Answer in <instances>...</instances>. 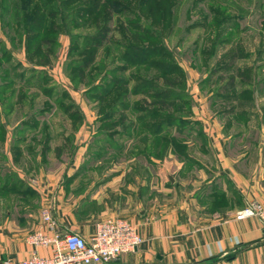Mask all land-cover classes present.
<instances>
[{
    "label": "rangeland",
    "instance_id": "rangeland-1",
    "mask_svg": "<svg viewBox=\"0 0 264 264\" xmlns=\"http://www.w3.org/2000/svg\"><path fill=\"white\" fill-rule=\"evenodd\" d=\"M44 2L47 4L43 6ZM33 8L34 11L37 10V15H42L43 19L38 22L37 28H27V23L34 14ZM211 8L218 12L213 13ZM75 9L80 13L77 16L70 15ZM121 9L125 12L119 14ZM13 10L12 15L4 14V21L2 26L0 25L3 36L14 48L11 52L6 42L3 43L12 58V67L16 66L13 71L7 73L4 80V82L12 81L11 87L0 93V97L3 98L0 101L3 105L0 115L4 117V120L0 118L2 156L0 175L5 178L9 172L16 174L20 181L18 188L21 193L17 195L20 199H25L26 202L37 200L34 184L38 180L43 182L50 177L55 180L63 178L62 172L71 160L68 142L64 150H59L65 142L61 138L64 134L77 131L84 123L86 125L83 128L86 132L108 133L110 130L121 128L119 120L136 121V116L139 114L134 113L132 109L110 119L116 120L114 124H102L96 121L103 114L108 117L107 111L114 102H117L116 98L120 92L124 90L129 92L139 84L132 77L133 74L158 82H161L162 77L165 80L176 78L175 87L182 89L184 85L187 91L190 81L194 87H197V83L208 75L209 67L215 68L227 63L235 51L242 50L244 58L234 60L232 66L226 70H218L208 83H201L199 90L203 96L202 103L206 115L200 114V116L205 120L217 117L221 126H224L223 135L226 137L239 134L241 137L237 139L239 148L243 146L245 150H249L252 139H256V132L251 131L244 124V120H251L250 117L239 115L242 109L237 105L236 100H211L209 103V97L230 76L238 77V81L242 79L245 84L254 86V91L263 87L264 84L258 81L253 71L257 66L264 65V0H33L30 5L21 6L18 13ZM82 10H91V13L84 15L85 11ZM220 21L224 26L218 28L216 25ZM140 24L146 29L143 32L139 29ZM26 29L31 36L27 47L24 41ZM104 29L108 32L109 41L95 49L94 61L87 70L83 71L82 82L75 85L76 79L74 82L70 79L75 69H67L66 63L68 60H76L91 52L94 47L85 46L86 42L93 43L92 36ZM33 35L36 39H33ZM73 36L77 41L72 43L70 38ZM229 36L232 38L231 42L220 48V41ZM48 38L52 41L47 45L39 46L43 39ZM215 38H218L216 49L220 48V50L216 51L213 57L210 55L214 51ZM159 44L163 46V52L158 57H149L150 61L163 65L176 64L180 66L179 70L176 68V72L162 75L161 72L147 69L145 65L134 67L124 61V48L129 45L149 48ZM37 47L41 48L42 52L52 53L53 57L45 68L51 83L48 85L44 82V84L54 88V92L61 96L58 104L53 98L44 101L41 98L37 101L34 99L35 87L38 85L37 77L31 81L30 87H25V82L33 76L32 70L38 69L35 63L43 61L42 52L32 58L29 57ZM69 48H74L71 54ZM243 63L247 64L249 69L242 71ZM181 70L184 71L185 77L181 75ZM1 74L3 70L0 68ZM123 79L129 80L128 83L111 88V80ZM96 84L111 88V94L103 99L102 103L95 101L100 96L99 93L91 96L86 94V90ZM31 87L35 90L31 91ZM242 87L237 82L235 91L239 92ZM147 92L153 91L149 89ZM187 93L189 94V91ZM11 95L14 102L6 106L5 100ZM56 95L54 94V97ZM171 100L167 99L165 104L170 103ZM124 102H127L131 108L145 105L147 109H162V106L147 96L145 91L141 95L129 96ZM68 104H73L74 108L69 110V113L76 111L82 119L75 121L68 113H63L62 108ZM176 104L179 112L175 110V113L188 116L190 110V120H193L191 118L193 116L194 119L196 118L192 115L191 100L189 105H184L182 99ZM45 107L48 109L40 114V110ZM163 110L172 112L171 109L163 108ZM220 111L227 113L220 115ZM32 114L37 120H31ZM136 128V132L144 133L141 125L137 124ZM185 128L180 135L171 136L175 128L170 130V133L164 134L167 145L170 144L169 137L173 138V143L180 153L187 146L188 134L197 135L201 131V128L195 124ZM15 130L19 131L15 132ZM242 137L243 141H240ZM100 142L104 148L99 158L103 159L109 147L106 146L105 141ZM160 143L158 141L153 145L150 142V149L155 153ZM179 159L184 161L182 158ZM91 163L90 165L95 164V162ZM163 180L166 191L171 183L166 176ZM17 203L14 202V206ZM9 206L13 208L11 203Z\"/></svg>",
    "mask_w": 264,
    "mask_h": 264
},
{
    "label": "crops",
    "instance_id": "crops-1",
    "mask_svg": "<svg viewBox=\"0 0 264 264\" xmlns=\"http://www.w3.org/2000/svg\"><path fill=\"white\" fill-rule=\"evenodd\" d=\"M0 42L14 50L1 31ZM244 63L241 69L247 67ZM253 73L264 84V65ZM200 85L201 81L197 87L190 81L187 89L196 117L191 118L202 134L187 137V153L194 164L171 152L160 158L150 155L149 145L136 134H115V143L106 144L109 150L100 159L104 136L84 131L82 124L61 137L65 142L59 150L69 143L71 156L64 179L36 181L33 202L15 194L0 196V264L18 263L33 252L49 255V249L28 243L40 225L42 207L51 208L54 227L47 231L51 235L88 238L98 222L114 217L133 224L142 243L107 264H264V216L234 219L235 211L249 203L264 206V85L257 91L250 86L251 100L239 106L251 119L244 124L256 132L249 150L238 147L239 134L223 135L217 117L204 119ZM35 91L36 101L49 99ZM2 109L0 104V113ZM164 176L173 179L166 191Z\"/></svg>",
    "mask_w": 264,
    "mask_h": 264
},
{
    "label": "trees",
    "instance_id": "trees-1",
    "mask_svg": "<svg viewBox=\"0 0 264 264\" xmlns=\"http://www.w3.org/2000/svg\"><path fill=\"white\" fill-rule=\"evenodd\" d=\"M33 0H0V25L2 26V21H4V14L6 13L7 15H12L14 10L16 11V13L19 12V8H21V6L24 7V5H30L32 3ZM47 2L43 3V6L46 5ZM37 8V7H36ZM18 10V11H17ZM213 13L214 12H218V10H215L213 8L210 9ZM21 11V9H20ZM34 11V8H33ZM81 11V10H80ZM85 11L83 12L84 15H88L89 13H91V10H82ZM125 10L121 9L119 10V14L124 13ZM80 13L78 9H75L74 12H71L70 15H76ZM43 19L42 15H37V10L34 11V14L32 15V18L28 21L27 23V28L31 27V28H37L36 26L38 25V22H40ZM16 22L18 20H15ZM141 26H139L140 31L143 32L144 30H146L144 28V26H142V24H140ZM0 26V28H1ZM218 28L224 26L223 23L220 21L217 23L216 25ZM107 30H100L98 32H96L91 39V41H93V43L90 42H86L85 46H92V50L91 52H89L87 55L82 56L81 58H78L76 60L72 59V60H68V62L66 63L67 69H75L74 74L71 75V81L74 82V80L76 82H74V84H80V82H82L83 79V71L87 70L89 68V66L92 64V62L95 59V55H96V48L100 47L102 44L107 43L109 40L107 38ZM231 35V34H229ZM29 33L28 30L26 29L25 31V36H24V41L26 44V47L28 46V40H29ZM36 36L33 35V39ZM231 36H229L228 38H225L223 40L220 41V48L222 46H224V44H228L229 42H231ZM52 40H50V38L48 39H43L42 42H40L39 46L42 45H47L49 42H51ZM70 41L73 43L75 41H77L76 37H71ZM87 41V39L85 40ZM218 38H215V43H214V51H212L213 53H211L210 56H215L214 54L216 53V51L220 50L216 49L218 46ZM90 43V45H89ZM223 44V45H222ZM83 46V47H85ZM0 68L3 70V74L0 75V93H3L4 90H6L8 87H11L12 85V81H5L6 75L7 73L14 69V67H12V58L9 54V52H7L6 48L4 47V45L0 42ZM25 47V48H26ZM82 47V48H83ZM74 48H69V54H71V50ZM125 49V54H124V61L126 63H128V65L130 66H134V67H138L141 65H145L147 69H151V70H156L158 72H161L162 75L168 72L174 73L176 72L175 69L177 68L178 70L180 69V66L176 64H172V65H163L157 62H151L149 57H153L156 56L158 57V55H160L163 52V46L162 45H157V46H153V47H140V46H133V45H129L127 46ZM41 48L37 47L36 50L33 51V54H31L29 57L32 58L34 55H38L40 54ZM43 53V61H38L37 63H35L37 65L38 69H34L32 70L33 76H31V78H29V80H27L25 82V87H30L31 86V81L34 80V78L37 79L38 81V85L35 87L38 90L42 91V93L47 96L49 99L53 98L54 102L56 104L59 103V100L61 98V96H59L58 93L54 92V88H51L50 86H46L44 84V82H47V84L49 85V83H51L50 79H48L46 73H45V68L47 65H49L52 56V53H50L49 51H44ZM240 58H244V53L242 50H237L233 53V55H231V57L229 58V60L227 61V63L219 65L215 68H213V66L208 68V75H206L202 80L201 83L202 84H206L210 81V78L213 76L214 73H216L218 70H226L227 68L231 67L233 64V61L236 59H240ZM7 59V60H6ZM6 60V61H5ZM3 66V67H2ZM125 69V67L123 68ZM176 69V70H177ZM249 69V67H245L244 69H241L242 71ZM181 75L185 77L184 71L181 70L180 71ZM19 77V76H18ZM138 82L139 84L137 86H135L133 89H131L129 92L124 90L123 92H120L117 95V102H114L108 109L107 111V115L108 117H106V114H103L101 116L98 117V119L96 121H98L99 123L101 122L102 124H114V122L116 120H110L113 119V117L117 114L120 113H126L128 111H132L137 114H139L138 116H136V121L133 122H128V120H119V124H121V128L122 131L120 130H110L108 131V133H103V132H96L99 135H102L104 137H102L103 141H105V144H110L112 145L113 143H115L113 141V136L115 134H136V135H142L141 136V141L142 143H147L148 146V151L150 155L153 156H157L158 158L167 155L169 152L175 154L178 158H182L186 163H193L194 161L192 160V158L188 155L187 153V149L188 147L185 146L184 150L182 151V153H180V151L176 148V145L173 143L174 139L169 137L170 140V144L167 145V141H165L164 139V134L166 133H170V130L175 128V132L173 135H180L183 131H185V127H187L188 125H194L195 126H199L197 122H194L192 120H190L189 115H190V110H188V116H182L180 113H175L177 110L179 112L178 106L176 103L180 102L181 99L183 100L184 105H189L190 103V97L189 94L187 93L185 86L183 85L182 89L176 88V84H177V79L176 78H172L170 80H165L163 77L161 78V82L157 81H153V80H148L147 78H144L142 76H139L137 74H133V76ZM131 77V79H133ZM238 77H233L230 76V78L223 83L221 86H218V88L216 90H214L212 92L211 95V99L212 101L218 100V101H223V100H231L234 99L237 102L238 106L243 107L242 105L249 102L251 100V88L249 86V84H245L246 82L243 81L242 79H239V81L237 80ZM129 80H111L110 83L112 84L113 88L114 86L117 85H121L124 86L126 83H128ZM238 84H240L241 86H243L241 88V90L239 92H236V85L237 82ZM185 82V80H184ZM43 87L44 90H43ZM50 87V88H49ZM111 88H105L103 86H97V84L95 86H92L90 89L86 90V94L91 96L92 94L95 93H99V97L97 98V100H95L97 103H102L103 99H105L106 97H108L111 94ZM151 90L153 92L149 93L147 92L148 90ZM147 94V96H150L151 99L155 100V102L159 103L162 106V109L159 110H154V109H147L142 105L136 106L134 108H131L130 105L127 102H124L129 96H137V95H141L142 93ZM54 94H57L54 97ZM35 98V96H34ZM2 97H0V101H2ZM12 95L7 98L5 100V105H9L12 103ZM167 99H172L170 101V103H166ZM120 100V101H118ZM175 103V104H174ZM4 104V103H3ZM176 105V106H175ZM3 106V105H2ZM163 108L165 109H171L172 112L163 110ZM48 108H44L41 109L39 112L40 114L45 113V110ZM63 109V113H68L70 115L71 118H73L75 121L82 119L80 117L79 114H77L76 111L72 112V114L69 113V110L74 109L73 108V104H68V106H65ZM132 109V110H130ZM190 109V107H189ZM176 110V111H175ZM234 110V109H233ZM220 115H224V113L227 112H219ZM233 113V112H232ZM239 115L243 116L246 115L248 116V112H246L245 110H241L239 112ZM31 120H37V118L32 116L30 117ZM154 119L152 122H148L149 120ZM159 119V120H156ZM137 124L141 125V129L144 131V133H138L135 130H137L136 126ZM1 127V125H0ZM19 130H15V132H17ZM135 131V132H134ZM14 134V132H13ZM197 136L201 137V131L197 133ZM172 139V140H171ZM101 141V140H100ZM158 141H160V145L159 148L156 149V152L154 153L152 149H150V142L153 143H158ZM165 144V145H164ZM154 145V144H153ZM187 145V144H186ZM2 158L1 153H0V159ZM2 171V167L0 166V173ZM0 196H8L10 194H15L18 195L21 193L20 188H18V182L19 179L16 177V174L13 172H9V174H6L5 178L2 176V174L0 175ZM244 207V206H243Z\"/></svg>",
    "mask_w": 264,
    "mask_h": 264
},
{
    "label": "built area",
    "instance_id": "built-area-1",
    "mask_svg": "<svg viewBox=\"0 0 264 264\" xmlns=\"http://www.w3.org/2000/svg\"><path fill=\"white\" fill-rule=\"evenodd\" d=\"M264 216V206L252 202L234 213L236 221ZM40 225L28 238L35 248L49 249V255L42 257L33 252L28 258L15 263L4 260L1 264H107L122 254L132 252L142 239L136 227L121 217L104 219L88 238L77 234H47L54 227L50 207L39 210Z\"/></svg>",
    "mask_w": 264,
    "mask_h": 264
},
{
    "label": "water",
    "instance_id": "water-1",
    "mask_svg": "<svg viewBox=\"0 0 264 264\" xmlns=\"http://www.w3.org/2000/svg\"><path fill=\"white\" fill-rule=\"evenodd\" d=\"M167 178H168V180H169L170 183H173V179H172L171 176H168Z\"/></svg>",
    "mask_w": 264,
    "mask_h": 264
}]
</instances>
